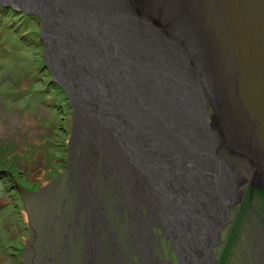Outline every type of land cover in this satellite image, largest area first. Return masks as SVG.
<instances>
[{"label": "bare ground", "instance_id": "obj_1", "mask_svg": "<svg viewBox=\"0 0 264 264\" xmlns=\"http://www.w3.org/2000/svg\"><path fill=\"white\" fill-rule=\"evenodd\" d=\"M81 3L84 18L65 16L75 27L52 67L78 131L73 228L82 264H124L126 234L138 264H170L158 256L160 234L178 264H208L243 179L238 166L264 185V158L240 138L229 82L199 30V0ZM97 173L108 186L100 198Z\"/></svg>", "mask_w": 264, "mask_h": 264}, {"label": "rangeland", "instance_id": "obj_2", "mask_svg": "<svg viewBox=\"0 0 264 264\" xmlns=\"http://www.w3.org/2000/svg\"><path fill=\"white\" fill-rule=\"evenodd\" d=\"M2 8L14 11L0 12V264H82L83 241L73 228L80 195L73 185L79 139L72 100L45 66L39 16L19 15L0 0ZM197 9L199 30L229 82L240 138L264 158V0H199ZM238 167L239 192L208 264H264L263 181ZM97 175L93 193L100 198L107 184ZM116 215L128 220L119 205ZM159 236L161 261L178 264ZM126 237L123 262L138 264Z\"/></svg>", "mask_w": 264, "mask_h": 264}, {"label": "water", "instance_id": "obj_3", "mask_svg": "<svg viewBox=\"0 0 264 264\" xmlns=\"http://www.w3.org/2000/svg\"><path fill=\"white\" fill-rule=\"evenodd\" d=\"M2 1L8 6H15L18 12H23L25 14H32V15L34 14L36 16H39L42 24L39 37L42 42V46L44 47L43 58H44L45 66H47L48 69H50L53 81L59 83V79L55 73L54 68H59L57 66L60 65L61 61H63L62 60L63 57L61 56V54L63 53V50L65 48L69 47V41L72 33V30L70 28L75 27L73 25L75 23L71 24L70 28L65 26L66 25L65 20H67L65 16L71 17L72 20L78 21L80 17L84 16V14H82L84 11H82L81 8H79V6H81L83 4L81 2H85V0H68L72 3L71 5H67V4L60 5L65 0H54V1L53 0H2ZM45 8H49L52 11L51 14H48L47 16L45 15V13L43 14L42 11H44ZM74 33L75 31L73 32V34ZM55 55L61 61L57 58H53L55 57ZM52 64L54 65V68L52 67ZM233 204L234 203H232L231 205ZM227 222L228 221L220 220V223L216 226L217 227L216 232H218V230L222 228L224 224H226ZM216 240L213 242L211 247H214L215 245L218 244L219 237L217 242Z\"/></svg>", "mask_w": 264, "mask_h": 264}, {"label": "trees", "instance_id": "obj_4", "mask_svg": "<svg viewBox=\"0 0 264 264\" xmlns=\"http://www.w3.org/2000/svg\"><path fill=\"white\" fill-rule=\"evenodd\" d=\"M12 11H14L13 9L11 10V9H6V8H2L1 9V11L0 12H2V16H4V15H7V14H9V13H11ZM19 15H28V14H25V13H23V12H20V13H18ZM13 173V172H12ZM234 237H233V233L230 235V241L233 239ZM229 244L231 243V242H228ZM224 254V253H223ZM226 256V255H225ZM225 256H223V257H225Z\"/></svg>", "mask_w": 264, "mask_h": 264}]
</instances>
